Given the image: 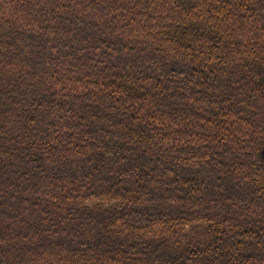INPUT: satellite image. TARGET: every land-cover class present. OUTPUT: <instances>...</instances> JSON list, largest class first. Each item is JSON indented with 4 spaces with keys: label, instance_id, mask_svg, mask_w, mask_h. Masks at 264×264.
Returning <instances> with one entry per match:
<instances>
[{
    "label": "trees",
    "instance_id": "1",
    "mask_svg": "<svg viewBox=\"0 0 264 264\" xmlns=\"http://www.w3.org/2000/svg\"><path fill=\"white\" fill-rule=\"evenodd\" d=\"M0 264H264V0H0Z\"/></svg>",
    "mask_w": 264,
    "mask_h": 264
}]
</instances>
